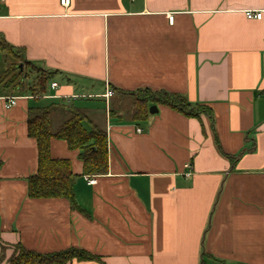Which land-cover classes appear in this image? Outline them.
Returning a JSON list of instances; mask_svg holds the SVG:
<instances>
[{
    "label": "crops",
    "instance_id": "obj_1",
    "mask_svg": "<svg viewBox=\"0 0 264 264\" xmlns=\"http://www.w3.org/2000/svg\"><path fill=\"white\" fill-rule=\"evenodd\" d=\"M0 37L53 73L38 101L0 81V264L18 243L101 258L67 264H264V0H6ZM114 88L181 94L213 117L157 105L134 122L131 95ZM52 102L65 105L53 131L76 107L108 133L100 176L51 142L72 162L81 210L28 194L38 146L27 111Z\"/></svg>",
    "mask_w": 264,
    "mask_h": 264
},
{
    "label": "trees",
    "instance_id": "obj_2",
    "mask_svg": "<svg viewBox=\"0 0 264 264\" xmlns=\"http://www.w3.org/2000/svg\"><path fill=\"white\" fill-rule=\"evenodd\" d=\"M0 52L4 53L3 61L6 63V69L0 76L1 83L8 87L14 86L16 89L27 90L34 100L43 98L53 73L27 61L21 48L11 45L1 37ZM114 90L132 96L131 119L134 122L147 121L152 105L168 106L184 116L198 118L201 122L204 115L213 117V110L209 105L192 104L181 94L153 91L149 88L132 93L117 88ZM64 109L65 105L61 102H52L44 106L33 105L28 108V135L36 140L38 146V171L27 180L28 194L31 198L40 199L65 198L70 201L73 208L81 210L75 195L76 175L73 172L72 162L69 159L54 158L51 142L53 139L66 141L70 149L79 151V158L83 162V174L100 176L107 174L109 170L108 133L106 129L93 124L87 114L76 107L66 110L68 117L56 131H53V116ZM87 121L91 124L90 126L85 125ZM2 165L3 162L0 160V169ZM14 249L8 264H67L74 260L101 261L99 256L76 247L53 253H41L18 243Z\"/></svg>",
    "mask_w": 264,
    "mask_h": 264
},
{
    "label": "built area",
    "instance_id": "obj_3",
    "mask_svg": "<svg viewBox=\"0 0 264 264\" xmlns=\"http://www.w3.org/2000/svg\"><path fill=\"white\" fill-rule=\"evenodd\" d=\"M0 1H6V0H0ZM70 1H71V0H60L61 4L64 5V6L69 5V4H70ZM247 16H248L249 18H257V19H261V18L263 17V12H262V11H248V12H247ZM169 20H170L171 22H173L174 17L171 16V17L169 18ZM52 86H53V87H56V86H57V83H53ZM111 95H112V92H108V93H107V96H111ZM17 99H18V97H14V96H13V97H8V98H7L6 107H7V108H10V107L16 105V103H17ZM138 131H141V129H138Z\"/></svg>",
    "mask_w": 264,
    "mask_h": 264
},
{
    "label": "rangeland",
    "instance_id": "obj_4",
    "mask_svg": "<svg viewBox=\"0 0 264 264\" xmlns=\"http://www.w3.org/2000/svg\"><path fill=\"white\" fill-rule=\"evenodd\" d=\"M11 60H12V57H11ZM5 69H6V64L4 63V61H3V59H2V53L0 52V76L2 75V73L5 71ZM32 72V71H31ZM32 80H30V82H31ZM3 90V87H2V85L0 84V91H2ZM130 101H131V103H132V96H131V98H130ZM131 103H130V105H131ZM130 105H128L127 107H126V110L127 111H129V110H132V106L130 107ZM59 115V114H58Z\"/></svg>",
    "mask_w": 264,
    "mask_h": 264
},
{
    "label": "water",
    "instance_id": "obj_5",
    "mask_svg": "<svg viewBox=\"0 0 264 264\" xmlns=\"http://www.w3.org/2000/svg\"><path fill=\"white\" fill-rule=\"evenodd\" d=\"M158 112V106L157 105H152L151 107H150V113L151 114H155V113H157Z\"/></svg>",
    "mask_w": 264,
    "mask_h": 264
}]
</instances>
